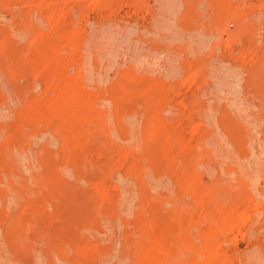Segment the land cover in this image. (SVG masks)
I'll use <instances>...</instances> for the list:
<instances>
[{
    "label": "rangeland",
    "instance_id": "1",
    "mask_svg": "<svg viewBox=\"0 0 264 264\" xmlns=\"http://www.w3.org/2000/svg\"><path fill=\"white\" fill-rule=\"evenodd\" d=\"M0 264H264V0H0Z\"/></svg>",
    "mask_w": 264,
    "mask_h": 264
}]
</instances>
